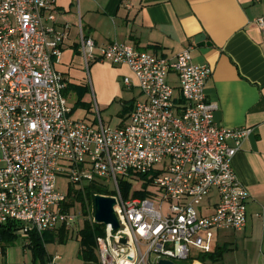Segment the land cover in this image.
Instances as JSON below:
<instances>
[{
    "label": "built area",
    "instance_id": "2783aa9c",
    "mask_svg": "<svg viewBox=\"0 0 264 264\" xmlns=\"http://www.w3.org/2000/svg\"><path fill=\"white\" fill-rule=\"evenodd\" d=\"M257 24L264 30V16ZM70 31L56 0H0V226L19 223L23 241L32 231L70 228L83 211L69 203V188H104L106 177L121 227L104 224L97 236L100 264L179 262L193 249L211 252L217 231L243 230L250 193L233 158L251 130L216 121L218 104L206 93L212 68L194 62L192 47L170 57L118 41L99 46L80 26L81 66H127L134 78L124 76V85L140 90L121 125L106 124L98 104L99 118L87 122L73 116L58 68ZM140 179L142 190L129 197L122 185ZM60 258L46 264H65Z\"/></svg>",
    "mask_w": 264,
    "mask_h": 264
},
{
    "label": "crops",
    "instance_id": "0c3cea01",
    "mask_svg": "<svg viewBox=\"0 0 264 264\" xmlns=\"http://www.w3.org/2000/svg\"><path fill=\"white\" fill-rule=\"evenodd\" d=\"M56 3L59 24L68 25L71 30L64 53L71 50L78 54L80 65L78 41L82 26L84 33L92 36L99 46L118 41L170 57L192 47L194 62L212 68L206 93L210 101L218 104L216 121L251 130L233 158L234 170L250 193L248 222L243 230L217 231L212 249L221 247L217 261H201L197 256L207 252L195 249L198 253L191 256L192 264H264V30L257 24V19L264 16V0H56ZM99 62L109 69L116 67L123 79L134 78L127 66ZM93 69L89 73L92 79ZM62 226L50 231H58ZM48 254L59 255L62 263L70 264L60 253Z\"/></svg>",
    "mask_w": 264,
    "mask_h": 264
},
{
    "label": "rangeland",
    "instance_id": "374dc122",
    "mask_svg": "<svg viewBox=\"0 0 264 264\" xmlns=\"http://www.w3.org/2000/svg\"><path fill=\"white\" fill-rule=\"evenodd\" d=\"M98 63V64H97ZM92 63L93 79L86 69L80 65V57L78 54L69 50L64 53L63 62L58 65L67 79V86L70 83L80 84L85 88L84 92L78 89L70 88L65 92L69 105L74 109L73 116L76 118L84 119L87 122H94L99 118L97 104L99 106L100 115L104 122L108 125L116 127L124 123L129 114L131 113V106L134 104L135 99L138 98L139 89H129L125 87L123 76L116 72L114 66L111 69L100 64V62ZM93 86V88H92ZM95 92V95L93 93ZM134 101V102H133ZM97 102V103H96ZM1 157V152H0ZM100 182L109 193L115 191L116 187L108 178H101ZM58 184L61 190L67 192L69 186L63 177H60ZM90 185V184H89ZM144 186V181L140 179L138 185H132L127 188L123 184L122 187L129 197H134L140 193ZM86 187V186H85ZM150 192L156 194V201H162V193L160 189L155 186L146 187ZM139 192V193H138ZM72 206L78 205L77 208L82 210L83 214L78 218L77 222L73 223V227L69 230L70 240L65 244L47 243V253H60L64 259L70 264H98V260L84 261L79 256L81 247L79 230L83 227L84 221L88 220L94 223L95 207L90 199L87 205L84 206L79 201H73L69 198ZM87 201V200H86ZM85 201V204H86ZM74 202V203H73ZM79 202V203H78ZM75 206V207H76ZM165 212H168L169 202L164 203ZM204 209V208H203ZM104 225V224H103ZM228 230V229H226ZM25 241V240H24ZM22 237L4 240L0 242V263L1 264H41V255H35L30 247H24ZM198 253L197 250H192V256ZM44 253V255H46ZM97 254V253H96ZM35 257V258H34ZM179 262H190V259L178 260ZM151 264H157L155 256H152ZM186 264V263H185Z\"/></svg>",
    "mask_w": 264,
    "mask_h": 264
},
{
    "label": "trees",
    "instance_id": "16d2710c",
    "mask_svg": "<svg viewBox=\"0 0 264 264\" xmlns=\"http://www.w3.org/2000/svg\"><path fill=\"white\" fill-rule=\"evenodd\" d=\"M78 89L80 92H84L85 88L82 85L70 83L66 87V91H68L70 88ZM134 102V101H133ZM134 105V104H133ZM131 106V110L132 107ZM95 194H111L108 192V190L96 185V184H90L84 188V190H77L74 187L69 188V198H72L73 201H79L82 202L81 204L86 206L88 199L92 201L95 207ZM87 200V201H86ZM86 201V204H85ZM70 203V202H69ZM74 203V202H73ZM105 231V226L103 224H97L96 222L91 223L88 220L84 221V226L79 230V237H80V244L81 248L79 251V256L86 260V261H93L98 260L97 254H96V238L99 235H103ZM21 237V225L16 222H9L7 224H4L3 226H0V242L4 240H10L15 238ZM70 239V233L69 229L66 226H62L58 229V231H47L43 234H39L35 231H32L30 233L29 241L24 244V247H30L35 255H41L44 258H42L41 264H46L47 259L51 257V255L46 254L47 243L50 242H58L61 244L66 243ZM222 250L221 247H218L217 249L199 254L197 256L198 259L201 261L207 263L208 261H217L220 258ZM44 253L46 255H44ZM35 258V257H34ZM189 264H192V258H190ZM179 263H187V262H179ZM1 264V263H0ZM99 264V262H98Z\"/></svg>",
    "mask_w": 264,
    "mask_h": 264
},
{
    "label": "water",
    "instance_id": "95a60500",
    "mask_svg": "<svg viewBox=\"0 0 264 264\" xmlns=\"http://www.w3.org/2000/svg\"><path fill=\"white\" fill-rule=\"evenodd\" d=\"M117 200L113 196L102 194L95 195V222L97 224H112L114 230H119L121 225L116 213ZM126 243V239H122ZM158 264H183L171 259L162 258ZM189 264V263H186Z\"/></svg>",
    "mask_w": 264,
    "mask_h": 264
}]
</instances>
